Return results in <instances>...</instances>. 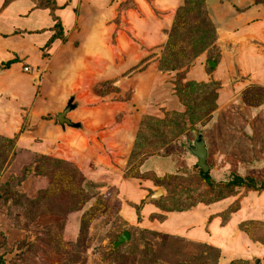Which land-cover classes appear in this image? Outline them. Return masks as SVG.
Wrapping results in <instances>:
<instances>
[{"label": "crops", "instance_id": "0c3cea01", "mask_svg": "<svg viewBox=\"0 0 264 264\" xmlns=\"http://www.w3.org/2000/svg\"><path fill=\"white\" fill-rule=\"evenodd\" d=\"M55 1L54 11L38 7L37 0L3 2L0 133L10 138L20 134L18 145L29 142L34 154L57 157L109 178L124 199L121 213L132 220L136 217L133 224L215 247L221 252L219 264H264V243L251 239L246 231L247 225L264 223V190L240 186L236 194L209 205L165 211L161 199L150 197L159 189L167 197V191L143 176L180 175L198 166L189 145L181 143L165 155L145 159L139 166L141 176L126 174L142 117L149 109L150 89H158L162 80L159 71L133 69L149 55L150 47L165 45L167 31L185 0H152V6L141 0L137 10L128 11L136 41L124 34L115 37L118 26L114 22L122 13V0ZM91 2L97 10L90 9ZM204 4L217 34L219 60L211 63L219 71L222 86L229 87L233 71H239L246 78L237 83L238 91L252 86L264 90V0H204ZM58 24L65 42L58 36ZM43 49L51 54L49 62ZM26 66L33 72H25ZM228 87H223L213 124L199 130L208 145L209 170L222 182L240 177L264 184V103L244 105L241 117L229 106L242 102V97L230 100L225 95ZM71 97L77 108L68 118L81 126L63 129L58 115ZM23 108L29 109L31 129L17 133ZM251 134L255 144L249 149L246 135ZM237 200L238 210L224 220L223 213Z\"/></svg>", "mask_w": 264, "mask_h": 264}, {"label": "rangeland", "instance_id": "374dc122", "mask_svg": "<svg viewBox=\"0 0 264 264\" xmlns=\"http://www.w3.org/2000/svg\"><path fill=\"white\" fill-rule=\"evenodd\" d=\"M4 1L9 2L0 0V11ZM140 1H121L122 13L117 18L119 21L114 22L118 26L115 37L124 34L136 41L128 11L137 10ZM145 1L152 6V0ZM48 4L50 0L46 3L37 0L38 7ZM94 5L95 2L90 3L92 11L97 10ZM182 5L180 16L178 13L167 31L165 45L150 47L149 55L133 69L159 71L162 80L158 89L153 92L150 89L149 109L142 117L126 173L131 176H141L139 166L148 157L165 155L176 148L175 143L186 147L192 143L195 138L191 130L203 131L212 121L221 95L224 96L223 87H228L222 86L217 68L209 65L212 61L217 63L219 56L216 30L204 1L185 0ZM92 11L89 19L94 14ZM60 27L58 24L57 33L65 42ZM78 45L76 42L74 46ZM47 51L43 49V56L49 62L51 54ZM233 72L225 95L230 100L242 97V102L236 101L229 109L239 111L244 117L240 111L244 105L255 107L264 103V90L252 86L238 91L237 83L246 77L239 71ZM212 108L214 112L207 117ZM22 110H25L20 112L22 127L17 126V133L31 129L29 109ZM246 136L249 149L254 148L253 135ZM20 138V134L10 138L6 132L0 133V264H219L221 252L215 247L133 224L136 217L132 220L121 213L124 199L109 178L82 171L74 163L57 157L34 154L29 142L18 145ZM214 144L216 147L218 143L214 141ZM249 158L257 163L255 157ZM182 172L164 177L150 173L143 176L167 191V197L161 198V206L167 212L186 211L236 194L212 170L208 174L213 187L203 179L198 166ZM238 208L237 200L223 213V219ZM246 228L251 239L264 243V223H253ZM125 232L130 233V241L114 249L113 244Z\"/></svg>", "mask_w": 264, "mask_h": 264}, {"label": "water", "instance_id": "95a60500", "mask_svg": "<svg viewBox=\"0 0 264 264\" xmlns=\"http://www.w3.org/2000/svg\"><path fill=\"white\" fill-rule=\"evenodd\" d=\"M211 67H214V63L209 64ZM77 108V105L74 103V98L71 97L67 103V106L63 110L62 113L58 115V122L63 129L66 127H74L78 128L81 125L71 122L68 118V114L74 111ZM192 133L194 135L193 143H190L188 146V150L191 154H193L198 159V166L204 172H209V165L207 163L209 151L206 139L202 131L193 129ZM163 195V190L159 189L155 193L151 195V199L159 200ZM131 236L129 232H125L122 236L119 237L118 241L113 244V248L117 249L119 246L123 245L125 242L130 241Z\"/></svg>", "mask_w": 264, "mask_h": 264}, {"label": "trees", "instance_id": "16d2710c", "mask_svg": "<svg viewBox=\"0 0 264 264\" xmlns=\"http://www.w3.org/2000/svg\"><path fill=\"white\" fill-rule=\"evenodd\" d=\"M46 1L48 0H44V2L46 3ZM51 1V4H48V5H45V6H41V8H50L51 10H56L57 9V4H56V1L55 0H50ZM204 1V0H203ZM182 9V8H181ZM181 9L178 11L179 13V16H180V13L182 12ZM178 13H177V16H178ZM7 67L9 66V64L6 65ZM263 103V102H262ZM261 103V104H262ZM259 104V105H261ZM259 105H254V106H259ZM253 106V105H252ZM214 112V108L212 109H209L208 112H207V117L209 115H211L212 113ZM201 175L203 177V179L211 186L213 187L214 186V182L212 181L210 175L208 173H204L202 170H201ZM131 176V175H129ZM133 177H139L138 174H135V175H132ZM245 185H248L250 186L251 188H254L256 190H264V184H260V185H257L255 184L254 180L253 179H243V178H240V177H234L232 181L226 183V186L229 187V191L230 192H234L235 189L237 187H240V186H245Z\"/></svg>", "mask_w": 264, "mask_h": 264}, {"label": "built area", "instance_id": "2783aa9c", "mask_svg": "<svg viewBox=\"0 0 264 264\" xmlns=\"http://www.w3.org/2000/svg\"><path fill=\"white\" fill-rule=\"evenodd\" d=\"M24 71H25V72H28V73L31 72V71L33 72V70H32L30 67H28V66H26V67L24 68Z\"/></svg>", "mask_w": 264, "mask_h": 264}]
</instances>
